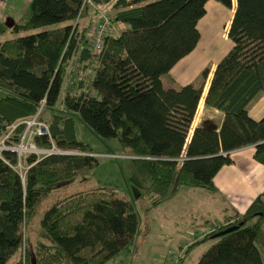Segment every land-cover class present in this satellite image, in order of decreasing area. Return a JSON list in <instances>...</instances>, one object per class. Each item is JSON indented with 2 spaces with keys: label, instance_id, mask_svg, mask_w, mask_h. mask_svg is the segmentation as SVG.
<instances>
[{
  "label": "trees",
  "instance_id": "trees-1",
  "mask_svg": "<svg viewBox=\"0 0 264 264\" xmlns=\"http://www.w3.org/2000/svg\"><path fill=\"white\" fill-rule=\"evenodd\" d=\"M90 1L30 0L10 32L38 31L0 42V138L44 101L43 108L53 112L41 119L48 134L34 135L35 147L82 153L0 152V264L21 252L26 225L51 186L98 164L91 147L76 138L68 113L79 114L98 135L116 139L137 157L131 165L150 207L182 187L215 190L213 179L232 162L233 150L254 145L253 158L264 165V116L254 119L248 112L264 92V0H214L233 13L227 30L232 45L215 64L204 97L223 120L218 130L202 123L190 136L209 69L198 85L166 88L161 77L196 47L208 0ZM99 12L110 13L111 25L124 28L110 29L96 52L90 33ZM7 30L0 20V34ZM23 129L17 125L7 145L17 143ZM19 163L26 167L23 177ZM138 224L128 196L108 187L76 193L44 212L40 227L59 250L38 247L34 262L107 264L131 243ZM230 225L237 228L216 237L197 264H264V192L243 214L212 224L213 232L185 250ZM15 264L29 261L19 258Z\"/></svg>",
  "mask_w": 264,
  "mask_h": 264
},
{
  "label": "rangeland",
  "instance_id": "rangeland-1",
  "mask_svg": "<svg viewBox=\"0 0 264 264\" xmlns=\"http://www.w3.org/2000/svg\"><path fill=\"white\" fill-rule=\"evenodd\" d=\"M18 14H20V11ZM106 14L109 15L110 13L106 12ZM20 16L24 17L22 13ZM10 17L13 18L11 15ZM10 20L8 19L6 22V25L9 27L7 32L0 34V42L38 31L30 30L13 34L10 32V28L15 23H11L12 21ZM204 28L203 31L205 32ZM205 40L207 41L202 44L199 55L208 58L211 64L218 62L229 50L231 45L230 40L227 37H222L221 34L219 36H207ZM210 65H208V68H210ZM86 73L89 72L85 71L84 73H80V76H85ZM201 81L202 78L194 84L198 85ZM51 112L53 111L44 107L39 117L43 121H47ZM68 115L74 120L76 138L91 147L92 154L97 158L98 164L93 169L85 171L70 180L61 181L51 186L50 193L35 208L26 225L24 244L21 252L13 257L8 264H15L19 258L23 262L28 260L29 264H35V251L38 247H45L51 251L59 250V247L40 227V220L44 212L71 195L104 187L112 188L119 194L128 196L139 220L138 230L134 239L116 258L107 264H162L161 261H167L176 250L177 252L181 251L177 247L178 243L182 241L184 245L187 239L184 236L182 237L181 234L178 235V233L189 234L190 237L192 235L190 234V229H182L180 231L176 229L177 222L180 219L182 221L187 216V213L182 216L176 210L178 208L176 203L192 197L191 191L186 190L188 187H182L177 192L170 194L158 207H150L151 200L144 194V183L131 165L130 158L132 156L123 149L116 139L103 138L94 132L83 122L79 114L68 113ZM0 147L3 146L0 144ZM30 148L27 145V149L21 153L22 157L31 153L29 151ZM44 154H46L44 151H38L36 153L37 156ZM17 169L23 176L26 170L25 164H19ZM189 218L190 215L188 214V218L186 219ZM209 226L211 225L206 227ZM215 242V238H208L197 243L188 251L183 249L181 251L182 257L180 264H197L203 252ZM66 261L68 262V260Z\"/></svg>",
  "mask_w": 264,
  "mask_h": 264
},
{
  "label": "crops",
  "instance_id": "crops-1",
  "mask_svg": "<svg viewBox=\"0 0 264 264\" xmlns=\"http://www.w3.org/2000/svg\"><path fill=\"white\" fill-rule=\"evenodd\" d=\"M29 1L0 0V20L5 25L8 19H11V23H19L23 19V16H20L21 13L23 15L27 13ZM205 9L206 13L197 25L200 38L196 47L181 58L170 69L168 75L161 77L166 88H177L197 82L200 79L201 72L211 64L208 58L199 55L202 44L207 41L205 39L207 36H219V34L224 38L227 37L226 33L233 15L231 10L214 0H208L205 4ZM19 11L20 14H18ZM111 28V32L118 33L124 28V25H112ZM216 63L211 64L210 68H208L209 74L204 82L201 100L192 122L189 136L193 128L202 123L214 126L217 130L222 123L223 113L204 104V97ZM248 112L254 119L264 116V92L259 93L248 105ZM253 152L254 145L233 150L230 153L232 162L224 165L213 179L215 190L209 191L199 187L186 188V190L191 191L192 197L178 201L176 210L182 216L187 213L186 218H188L189 214L190 218H185L182 221L180 219L177 222L176 229H179L178 231L190 229L193 232L212 224H226L247 210L252 201L264 192V165L253 158ZM179 234L182 237L185 236L184 233ZM177 247L178 249H184L182 241H179ZM176 252L177 250L174 253ZM161 262L165 264L166 260Z\"/></svg>",
  "mask_w": 264,
  "mask_h": 264
},
{
  "label": "built area",
  "instance_id": "built-area-1",
  "mask_svg": "<svg viewBox=\"0 0 264 264\" xmlns=\"http://www.w3.org/2000/svg\"><path fill=\"white\" fill-rule=\"evenodd\" d=\"M90 0H84V4H90ZM83 5L81 7V10L83 9ZM99 20L96 22V24L92 27L91 33H90V42H91V51H100L103 44V39L106 33L111 29V21L110 17L106 15L105 13L99 12ZM80 12L78 14L77 20L79 19ZM76 20V22H77ZM75 22V23H76ZM44 101L41 103L40 107L37 109L36 113L33 116L27 117L25 119H22L20 121H17L16 123L12 124L8 127L7 131L4 133V135L0 138V144L3 147H0V152L2 150H11L15 151L19 157H21V153L27 149V145H29L31 148L29 151L31 153L36 154L38 151H44L46 154L61 152L56 149H50V150H40L37 149L32 141V137L34 135H45L48 134L47 124L41 120L39 117L41 110L43 109ZM19 124H24V129L22 130L19 141L15 143L14 145H7V141H9L10 136L14 129ZM42 127V128H41ZM20 164V163H19ZM22 176V175H21ZM23 177V176H22ZM214 231V227L209 226L203 229H198L196 231L191 232L190 235H185L184 238H186V242L184 243V249L192 244L193 242L202 239L206 235L210 234ZM183 249H181L182 251ZM181 251L173 253L171 257L165 262V264H179L182 253Z\"/></svg>",
  "mask_w": 264,
  "mask_h": 264
},
{
  "label": "water",
  "instance_id": "water-1",
  "mask_svg": "<svg viewBox=\"0 0 264 264\" xmlns=\"http://www.w3.org/2000/svg\"><path fill=\"white\" fill-rule=\"evenodd\" d=\"M56 153H61V154H82V153H77V152H56ZM131 158H137V157L132 156ZM236 228H237V225H230V226L226 227L225 229L219 231L218 233L214 234L212 236V238H216V237L221 236V235H223L225 233L231 232V231L235 230Z\"/></svg>",
  "mask_w": 264,
  "mask_h": 264
}]
</instances>
